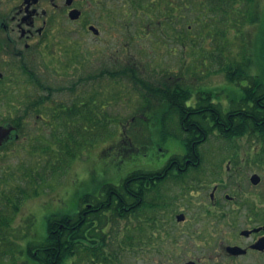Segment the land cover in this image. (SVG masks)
Returning a JSON list of instances; mask_svg holds the SVG:
<instances>
[{"label": "flooded vegetation", "instance_id": "flooded-vegetation-1", "mask_svg": "<svg viewBox=\"0 0 264 264\" xmlns=\"http://www.w3.org/2000/svg\"><path fill=\"white\" fill-rule=\"evenodd\" d=\"M121 9L122 0H0V192H7L15 178L9 161H23L24 168L25 161H34L36 169L41 160L85 159L82 176L97 191L79 199L83 220L111 205L117 214L99 219L101 228L95 226L108 264H264V78L248 80L233 93L236 99L210 88L215 84L199 85L201 76L210 81L215 77H205L217 73L211 31L209 49L198 48L211 61L202 56L196 66L184 62L186 55H199L195 47L187 52L185 36L172 32L174 49L162 41L165 35L148 42L182 60L153 73L147 57L144 62L135 56L122 59ZM90 37L99 44L91 47ZM123 76L133 87L134 115L126 124L120 119L94 122L97 128L112 127L116 143L91 158L89 111L105 113L119 106ZM111 79L118 88L108 93L112 104L102 95L107 90L90 94L98 91L90 82ZM219 108L225 122L217 115ZM127 128L137 142L143 130L152 132V146L144 147L148 158L117 183L101 181L96 169L111 152L120 151L118 142ZM211 135L231 144L226 152H200ZM170 139L182 144L181 152L159 147ZM240 141L244 150L233 152ZM77 144L81 147L74 158ZM127 176L129 202L122 201L119 191ZM106 188L114 191L105 203ZM159 188L162 194L154 195ZM148 214L154 216L146 218ZM144 224L150 227L146 232ZM128 231L134 242L123 247Z\"/></svg>", "mask_w": 264, "mask_h": 264}, {"label": "rangeland", "instance_id": "rangeland-1", "mask_svg": "<svg viewBox=\"0 0 264 264\" xmlns=\"http://www.w3.org/2000/svg\"><path fill=\"white\" fill-rule=\"evenodd\" d=\"M154 1L132 0V4L127 8L125 6L126 0H122L120 19L122 25V38L120 39L122 59L135 56L138 60L142 61L147 57L153 63V73L158 70L161 71L166 64L176 63L182 60V55H179V57L178 54L174 56L165 55L163 54L164 49L161 48L163 45L159 46L156 43L151 44L148 42V39H152L153 37L163 38L166 36L168 39L165 38L162 41H166L169 48L174 49L178 45L170 37L171 33H168L172 32L173 35H177L178 33L185 36L187 52L191 47H195L199 55H186L184 62L187 64H195L194 66H196L201 63L202 56H207L211 61L208 53L198 50V48L203 47L209 49V31H211L214 36V46H217V73L205 77V79L215 77L210 81H203L204 77L201 76L203 80L198 79L199 85L201 83L203 87L215 84V87L210 86V88H215L218 92L223 91V95L234 98L236 91L238 89L241 90L243 85L247 83V78H264V0H252V2H248V0H237L234 6H238V8L230 14L228 19L221 13H213L214 0H182V2L177 0H164L167 3L173 4L175 7L177 6V10H180L179 15L183 17L182 20L178 19L175 23L170 24L169 22L164 25H154L149 20L147 22L141 17V11L138 10V16V13L134 9V5L138 2L140 5H146L150 8ZM128 2L129 0H127ZM188 7H192L190 11L186 9ZM196 16H204L202 18L203 20H201V22H204L202 25H198L199 21ZM146 25L147 28L149 26H153L154 28L143 29ZM160 26H165L166 28L163 29ZM175 26H179L180 28H175ZM89 43L91 47L93 44H99L98 41L91 37ZM141 50H147L148 55H145ZM180 52H182V47H180ZM158 60H162L163 62L159 63ZM223 65H229L232 69L238 68L239 66L241 69L240 73L237 74L239 77L235 80H228L225 74L219 71L220 66ZM197 72L199 75H203L201 69ZM153 77H156V75ZM90 83L91 89H98V91L90 90V94L91 92L99 93L107 90L102 95L107 102L110 104L113 103L111 101L113 97H109L108 93L118 88L114 85L115 82L112 79L109 81L103 80ZM120 85L121 90L117 101V105L119 106L115 109H109L107 115H109V119H120L123 124H126L134 115V109L130 106L137 102L134 98L135 95L131 82L126 77L123 76L121 78ZM98 98L101 99L102 97L99 96ZM131 128H127L125 131L126 135H123L121 142H118L120 151L117 153L115 151L111 152L110 158L114 155L113 158L110 159L107 157L106 159L108 161L102 162L101 167L96 169V173L101 181L112 184L117 183L137 162L141 164V160L148 158L145 155L149 151L144 147L152 146V132L143 130L144 137L137 142L136 139L131 140ZM113 133L114 129L110 127L109 130L104 132L105 139L103 140L105 142L101 141L98 144L94 143L91 145V158L96 157L102 150L107 151L109 148L108 145H115V135ZM158 139L156 141L159 142ZM166 141L159 144V147L163 150L170 149L175 153L181 152L180 146L182 144L180 145L171 139ZM241 144L242 141L239 143L235 142L233 144V152H242L244 149ZM227 145L231 144H226L223 140L211 135L209 141L200 148V152L224 153L226 152ZM78 146L77 144L73 148L76 150L79 148ZM93 146L95 147L93 148ZM63 147L65 146L63 145ZM135 147L141 148L138 153H136ZM48 160L38 162L39 165L36 169L34 161H25V168L23 161L13 160L8 162L9 168L15 171V178H13V181L11 179L7 192L5 190L0 192V209H2L4 216L11 220L10 228L6 231L9 246L7 244V247L1 249L2 253L6 254L4 255V264H33L24 253L18 256L15 251L13 254L8 248H13V245H15L16 248L20 247L25 251L29 243L35 246L37 242L43 241L46 237L45 217L51 214L73 215L78 210L79 199L86 193L94 194L97 191L94 184L90 182V178L87 180L85 176H82L83 170L86 169L85 159L69 160L66 164L64 162L59 164L55 163L54 165L59 171L54 173L49 170V166H45ZM167 190H169V193L172 191L171 188ZM161 191L160 188L157 189L154 195H161ZM2 196L5 197L2 199ZM14 208H17V211ZM153 216L154 214H148L146 218H152ZM167 217L168 215H166V219ZM141 228L146 232L150 227L144 224Z\"/></svg>", "mask_w": 264, "mask_h": 264}, {"label": "trees", "instance_id": "trees-1", "mask_svg": "<svg viewBox=\"0 0 264 264\" xmlns=\"http://www.w3.org/2000/svg\"><path fill=\"white\" fill-rule=\"evenodd\" d=\"M200 1V0H199ZM206 1V0H204ZM203 2V1H201ZM237 0H214L213 3V13L215 14H223L226 16V19L230 16V14L238 8V6H234L236 4ZM248 2H252V0H248ZM240 3V2H238ZM130 4H132V0H129V2L125 3V6L127 8L130 7ZM177 7V6H176ZM173 4L167 3L164 0H155L154 3L151 5V9L148 8V6L140 5L139 2L134 5V9L138 13V10L141 11L140 15L142 18H144L147 22L149 20L150 23L154 25H164L166 23L172 24L176 21L182 20L183 17L179 15V11L177 10ZM234 7V8H233ZM192 7L186 8L187 11H190ZM204 11V10H203ZM204 14V13H203ZM202 15V14H200ZM139 16V13H138ZM197 20L199 21L198 25H202L201 20L204 18V16H196ZM187 41V40H186ZM240 67L232 69L229 67V65H223L220 66V70L222 71L226 78L228 80H235L237 77H239L237 74L240 73ZM249 81H251V78H247ZM254 80V79H252ZM217 115L220 117L222 121H226V115L220 110V108L217 110ZM109 115H107V112L105 113H98L97 111L90 110L89 111V121H90V147L94 143H97L101 139L105 138L104 132L106 130H109L108 126H100L96 127L93 125L94 122L98 121H108L110 120ZM65 130L66 127H63ZM81 129V128H80ZM165 131L164 128L161 129V133L163 134ZM219 131L221 129L219 128ZM181 130H176L177 136L180 135ZM225 131L223 130V133ZM225 134V133H224ZM66 134L63 133V142L65 145L64 148L68 147V137L65 136ZM79 145V144H78ZM81 145V144H80ZM79 145V147H81ZM80 153V149H79ZM78 154V151L75 150L74 152V158H76V155ZM69 160L66 159H58V160H51L49 159L46 161L45 164L46 167H50L49 170L54 173L58 172V168L54 165L55 163H61L68 162ZM114 191V188H106L104 190L106 196L103 198V200L108 202V194L109 191ZM120 194L122 195V201L129 202L130 200V176L125 177L121 180L120 187H119ZM112 194V193H111ZM114 201L115 199L112 197L111 199ZM81 204V203H80ZM2 206V205H1ZM114 205H111V207H102L98 208L94 213L90 214L89 221H84L83 217V210L80 209L79 213H75L73 215H49L46 217V237L43 241L36 243L35 246L30 245V243L27 245L26 250L17 247L13 245V248H8L9 251L12 253L15 251L18 256H21V254L26 253L28 258L33 264H108L107 261V254H103L101 252V246L100 243L101 235H99V232H96L95 228H101L104 224L102 221H99V219L104 217H115L117 214L115 212V209L113 208ZM17 208H14L15 211ZM107 210H110L107 211ZM65 220H70L68 223ZM11 220L6 218L3 214L2 209H0V264H4V253H2L1 249L3 247H7V244L9 246V239L7 238V232L8 228H10ZM96 226V227H95ZM61 227V229L57 232L56 235H54V232L56 228ZM94 227V228H93ZM98 230V229H97ZM132 231H128V234L124 236L121 239V242L123 244V247L125 245H131V242H134L133 238L130 234ZM88 235V237H87ZM90 243H89V241ZM59 245V246H58ZM58 246V247H56ZM132 246V245H131ZM56 247V249L59 250V253L55 256L53 255V249ZM14 254V253H13ZM122 254V252L120 253ZM17 259V257H16ZM111 264H114V262H111Z\"/></svg>", "mask_w": 264, "mask_h": 264}, {"label": "water", "instance_id": "water-1", "mask_svg": "<svg viewBox=\"0 0 264 264\" xmlns=\"http://www.w3.org/2000/svg\"><path fill=\"white\" fill-rule=\"evenodd\" d=\"M2 135V134H1ZM1 137V136H0Z\"/></svg>", "mask_w": 264, "mask_h": 264}]
</instances>
